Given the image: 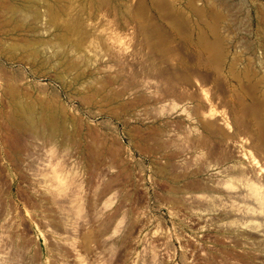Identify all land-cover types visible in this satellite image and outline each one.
<instances>
[{"label": "rangeland", "instance_id": "rangeland-1", "mask_svg": "<svg viewBox=\"0 0 264 264\" xmlns=\"http://www.w3.org/2000/svg\"><path fill=\"white\" fill-rule=\"evenodd\" d=\"M226 1L217 62L186 0H0V264H264V0Z\"/></svg>", "mask_w": 264, "mask_h": 264}, {"label": "bare ground", "instance_id": "bare-ground-1", "mask_svg": "<svg viewBox=\"0 0 264 264\" xmlns=\"http://www.w3.org/2000/svg\"><path fill=\"white\" fill-rule=\"evenodd\" d=\"M24 1L25 4L28 5V7H30L29 5L31 4V0H24ZM138 1H139V6L142 9L145 8V1L146 3L147 1H149L151 3L150 5L157 12L162 14L160 16H163L168 8L167 0H138ZM198 1H201L202 3L201 6H198L197 4ZM208 1L209 0H186L187 8L195 17L193 19V22L191 23L189 35L202 48L205 54L212 57L214 60L216 58L218 60L216 61L220 62L221 58L223 57L222 41L219 35V24H221L220 21L222 20L220 8L226 7L228 3L226 0H218L216 2L218 7L216 8V7H212L213 4H208ZM15 10L16 7L13 8V11ZM258 13H259V9L256 14ZM52 15L53 18L57 17L56 14H52ZM260 16L263 17V15L261 14ZM180 19L181 18L178 16L174 21V24L176 26L179 25ZM260 20L261 19H259V21ZM261 22L263 21H260V24ZM262 27L264 29V23ZM143 28L146 29L145 27Z\"/></svg>", "mask_w": 264, "mask_h": 264}]
</instances>
